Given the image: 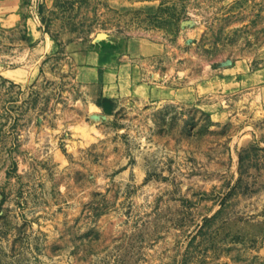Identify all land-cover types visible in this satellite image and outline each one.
Instances as JSON below:
<instances>
[{"label":"rangeland","instance_id":"rangeland-1","mask_svg":"<svg viewBox=\"0 0 264 264\" xmlns=\"http://www.w3.org/2000/svg\"><path fill=\"white\" fill-rule=\"evenodd\" d=\"M0 72V264H264V0H57Z\"/></svg>","mask_w":264,"mask_h":264},{"label":"crops","instance_id":"crops-1","mask_svg":"<svg viewBox=\"0 0 264 264\" xmlns=\"http://www.w3.org/2000/svg\"><path fill=\"white\" fill-rule=\"evenodd\" d=\"M57 0H0V72L12 61L22 65L54 51L56 44L40 27L41 4Z\"/></svg>","mask_w":264,"mask_h":264}]
</instances>
